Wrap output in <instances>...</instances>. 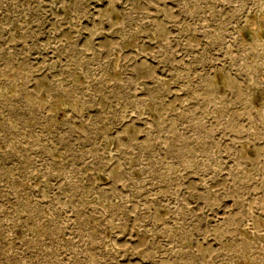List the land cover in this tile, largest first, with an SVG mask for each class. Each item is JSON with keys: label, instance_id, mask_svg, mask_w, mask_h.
Instances as JSON below:
<instances>
[{"label": "rangeland", "instance_id": "374dc122", "mask_svg": "<svg viewBox=\"0 0 264 264\" xmlns=\"http://www.w3.org/2000/svg\"><path fill=\"white\" fill-rule=\"evenodd\" d=\"M0 264H264V0H0Z\"/></svg>", "mask_w": 264, "mask_h": 264}]
</instances>
